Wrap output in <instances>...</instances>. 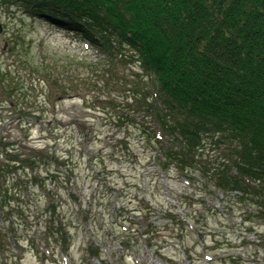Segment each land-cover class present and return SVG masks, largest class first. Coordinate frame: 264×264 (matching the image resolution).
<instances>
[{"label": "trees", "instance_id": "1", "mask_svg": "<svg viewBox=\"0 0 264 264\" xmlns=\"http://www.w3.org/2000/svg\"><path fill=\"white\" fill-rule=\"evenodd\" d=\"M1 4L46 21L95 50L96 58L83 62L61 53L64 62L57 66L52 64L56 58L46 63L47 54L38 49L41 61L32 65L38 82L43 76L53 94L60 89L65 94L84 90V97L91 99L99 98L105 86H113L133 113H139L137 125L146 143L163 151L153 163L165 171L175 164L182 173L196 172L203 176L201 184L217 187L224 195L237 192V202L249 203L258 212L244 210L241 222L249 221L247 228L256 229L258 243L264 245V0H0ZM125 63L132 67L131 77L117 74ZM213 145L218 151L210 166L204 154ZM61 167L68 174L63 179ZM74 171L73 162L63 160L56 149L31 144L27 136L0 137L4 220L27 216L24 202L12 203L24 191L29 200L33 193L46 197L41 192H47L43 213L50 214L46 221L40 220L41 213L35 216L43 237L34 240L38 253H44L41 244L53 250L52 238L63 252L70 248L68 224L56 220L58 193L53 189L69 185ZM43 172L51 173L50 182ZM54 174L58 179H52ZM10 180L16 182L11 186ZM5 229H0V236ZM0 243V249L8 246L4 236ZM7 249L0 264L9 263Z\"/></svg>", "mask_w": 264, "mask_h": 264}, {"label": "rangeland", "instance_id": "2", "mask_svg": "<svg viewBox=\"0 0 264 264\" xmlns=\"http://www.w3.org/2000/svg\"><path fill=\"white\" fill-rule=\"evenodd\" d=\"M0 25V137L27 136L31 144L58 150L75 167L70 184L53 189L58 193L56 220H64L70 230L68 252L54 238L53 250L41 244L44 253L37 252L34 240L43 237L35 216L41 213L40 220L46 221L48 196L46 191L41 192L46 197L33 193L29 200L24 191L12 203L24 202L27 216L12 215L6 221L0 213V229L6 228L2 235L8 241L0 249V262L3 249L9 248L8 264H237L231 258L239 264H264L257 230H249V221L241 222L244 210H257L237 202V192L228 196L217 187L206 188L196 172L182 173L175 164L168 171L156 166L154 158L163 151L146 143L137 125L139 113L113 86L93 99L84 97V90L53 94L46 78L38 82L32 69L35 60L41 61L38 49L47 54L46 63L56 58L51 61L57 66L64 62L61 53L83 62L95 59V50L15 6L0 5ZM131 68L119 65L117 74L131 77ZM146 80L154 91L153 82ZM213 146L204 154L210 166L218 151ZM59 170L61 179L67 177L63 167ZM52 179L58 178L54 174ZM8 182L12 186L16 181ZM148 229L152 231L143 235Z\"/></svg>", "mask_w": 264, "mask_h": 264}, {"label": "water", "instance_id": "3", "mask_svg": "<svg viewBox=\"0 0 264 264\" xmlns=\"http://www.w3.org/2000/svg\"><path fill=\"white\" fill-rule=\"evenodd\" d=\"M1 30H2V26L0 25V32H1Z\"/></svg>", "mask_w": 264, "mask_h": 264}]
</instances>
